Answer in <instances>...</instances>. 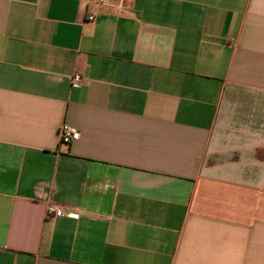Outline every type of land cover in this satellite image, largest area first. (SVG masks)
I'll list each match as a JSON object with an SVG mask.
<instances>
[{
	"label": "crops",
	"instance_id": "0c3cea01",
	"mask_svg": "<svg viewBox=\"0 0 264 264\" xmlns=\"http://www.w3.org/2000/svg\"><path fill=\"white\" fill-rule=\"evenodd\" d=\"M0 264H264V0H0Z\"/></svg>",
	"mask_w": 264,
	"mask_h": 264
},
{
	"label": "built area",
	"instance_id": "2783aa9c",
	"mask_svg": "<svg viewBox=\"0 0 264 264\" xmlns=\"http://www.w3.org/2000/svg\"><path fill=\"white\" fill-rule=\"evenodd\" d=\"M110 0H91V3L94 8H101L108 4ZM123 2L124 0H120ZM119 12H124L123 5L119 6ZM96 12L89 11L87 14L88 21H94L96 19ZM83 77L80 74H76L71 78V83L73 87H80L83 84ZM80 133L73 127L64 124L60 127L59 130V139L62 144L69 145L72 142L79 140ZM64 212L62 210L56 208L53 205H49L46 209V217L53 218V217H62L64 216ZM70 217H76L75 215L68 214Z\"/></svg>",
	"mask_w": 264,
	"mask_h": 264
}]
</instances>
